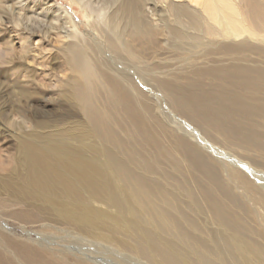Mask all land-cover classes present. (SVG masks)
<instances>
[{
	"label": "bare ground",
	"instance_id": "obj_1",
	"mask_svg": "<svg viewBox=\"0 0 264 264\" xmlns=\"http://www.w3.org/2000/svg\"><path fill=\"white\" fill-rule=\"evenodd\" d=\"M100 1L108 6L102 17L105 46L137 76L111 69L103 58L106 50L95 40L81 44L78 25L65 10V25L73 33L63 26L55 31L68 40L61 58L70 77L59 92L66 111L58 120L41 112L49 120L28 128V121L10 122L0 108L12 149L0 154V216L24 228L39 226L47 236H67L109 251L116 246L136 263L264 264V245L253 237L264 241V227L251 231L236 215V208L247 203L243 199L264 209V190L254 184L253 175L236 169L235 160L211 158L195 136L183 130L181 135L180 124L175 130L171 118L147 98L142 82L164 92L166 105L197 127L220 154L221 149L238 151L264 167V67L246 64L252 55L264 58V0H185L191 5L184 0ZM151 3L164 6V11H152L161 26L146 12ZM31 15L30 22L42 16ZM21 20L16 28L34 36ZM208 46L215 47L207 55L218 56L216 65L188 75H158V59L170 63L179 56L180 63L198 62L207 58L200 50ZM26 54L29 64L38 60ZM37 68L43 71L44 64ZM22 88L23 101L31 99L28 88ZM77 115L82 119L67 121ZM236 187L243 199L236 196ZM205 215L219 229H205L199 220ZM1 228L0 264H70L39 242Z\"/></svg>",
	"mask_w": 264,
	"mask_h": 264
},
{
	"label": "rangeland",
	"instance_id": "obj_2",
	"mask_svg": "<svg viewBox=\"0 0 264 264\" xmlns=\"http://www.w3.org/2000/svg\"><path fill=\"white\" fill-rule=\"evenodd\" d=\"M182 1L183 0H180L181 3L185 2L188 5L190 4L185 0L183 2ZM20 2H22L23 4ZM99 2H101V1L100 0H98V1L97 0H91V1L90 0H88V1L87 0H49V1H47V0H0V48L3 50V51H0V54L3 57L0 55V58L1 57L4 58V59L1 58L2 60L0 59V106H1L0 108L2 109V111L5 112V114L7 115L6 117L10 120V122L12 121V122L17 124V123H21L23 120H26V121H28V126H26V127L32 128L33 125H35L36 122H38V121H45L46 122L47 120H49V118L47 119V116L45 117L43 115H40L39 113L45 112L50 118H54V120H56V119L58 120L61 118V115H63L64 112L66 111V106H64V104H62L61 95L59 92L61 91L60 85H62L64 82H67L69 80V77H70V74L65 72V69H64L63 64H62V58H61L62 47L68 43V40L61 39L59 37V35L56 33L57 31H55V30H57L61 26H63V28H65L64 32H67V30H69L70 26H68V25H70V24H66L67 26L65 25V22L67 21V15H66L67 13L69 16H71L74 19L75 23L78 25L77 28L79 30V32H78L79 35L77 34L78 35L77 40H79L80 43L82 42L81 44H83L84 40H85V42H88L90 44L94 42L93 40H95L96 43L98 44V46H100L101 48H104V50H106L104 52L103 58L107 62L108 66L111 67V69L116 70L118 68H121L122 70L127 71V74H129L130 76H132L133 78H136L137 75H136L135 70H133L132 68H129L126 65L127 64L126 62L117 61L115 56L111 57L110 51L105 46V41L103 40V37H105L104 35H105V32H107V31L105 29V25L103 24L105 19L104 18L102 19V17L105 16V14L108 12V9H104L106 7L108 8V6L103 1L101 3H99ZM180 2H177V3H180ZM83 4H86L87 6H85ZM96 4H98V5L96 6ZM191 7L199 9L196 6H191ZM153 8H156L157 12H161V11H164L163 10L164 6L161 3L160 4L151 3L149 6L146 7V12L150 16V18L152 19L153 24L156 26H159V25L161 26L162 23L156 21L155 20L156 17H153V15H152ZM28 9H30V10H28ZM101 9H103V10H101ZM65 10L67 13L65 12ZM105 10H107V11H105ZM35 11H37V12H35ZM94 11H96V12L94 13ZM101 11L102 12L104 11V13L101 14ZM91 12H92V14H91ZM31 13L36 14L35 16H37V15L38 16L42 15V16H41V18H39V19L35 18V19H33V22H30L27 17L33 16V15H31ZM39 13H40V15H39ZM98 14L101 16V19L99 18L100 16ZM97 15L99 16L98 18H97ZM23 17H24V20L22 19ZM40 19H42L41 21L43 23L40 21ZM13 20H14V22H13ZM20 20L23 21L24 25L27 24L30 31L32 30L35 33L34 36L30 35L31 36L30 37L29 33H25V28L24 29L22 27L16 28V23L19 22ZM101 20H102V22H101ZM97 22L99 24H97ZM157 22H158V25H157ZM100 27H102V28H100ZM168 30H169L168 28L164 29V31H166L165 33H166L167 37L169 35ZM69 31H70L69 33H73V32H71V30H69ZM20 34L23 36V38H25V41L27 42L25 45H24L25 41H24V39H21L22 36L20 37ZM22 41H23V44H22ZM28 42L30 44H28ZM11 46H13V47L11 48ZM22 46H23V48L25 46H27L26 50H25V48L21 50ZM34 46H35L36 50H35ZM6 47H8V48H6ZM9 47H10V50L8 51ZM28 49H29V52H25V51H28ZM214 49H215V47L209 48V46H208V48H206V49H203V50L201 49L200 53L203 55H207L209 51L211 53ZM1 52H3V53H1ZM26 53H28V55H32V56L36 55L38 62L36 61L35 63L29 64L27 62L29 60H28V56ZM30 53H32V54H30ZM6 55L8 58H6ZM44 55H45V58L41 59V57ZM172 57H173V59H171V61L175 60L176 62L173 61L170 63L169 62L165 63V61L162 60V58H161V60L163 62L160 61V59H158L156 61V63L161 67V69L158 71L159 76L162 74L163 76L161 75V77H165V75H167V74H163V73H166L167 71H171L172 73L179 72V74L176 73L178 75H188L189 72H192L193 70L197 69L198 67H207V66L212 67V66L216 65V63H215L216 60H214V58L218 57V56L217 55H207L206 56L207 58H205L204 60L199 59L197 62L196 60L192 59V61H190L186 64L179 62L180 61L179 56H172ZM39 59H40V61H39ZM253 61H256V62H253ZM39 63L44 64V70H43L45 72L44 74L42 73L43 72L42 69L39 71V68H37V66L39 67ZM36 64H38V65L36 66ZM246 64L250 65V66H262L263 65L262 67H264V58L261 59L257 55H252L250 58V61L247 62ZM168 66H170V67H168ZM176 66H178V70H177ZM175 67H176V69H175ZM180 68L183 70L182 74H181L182 70ZM19 75H21V76H19ZM142 82L145 83V84H143L144 85L143 87L145 90L144 93L147 95V98L148 99L150 98L149 100L151 102L154 101L157 104V106H159L158 112L159 113L161 112L163 117L166 115L165 117L167 120L171 118V120L173 122H171V120H170V122L172 123V126L175 125L174 126L175 130L177 129V127L180 124L181 127H178L177 130L179 131L181 129V131H180L181 135L189 134L192 137L195 136L193 138H195L196 143L204 150V152L207 155H210L211 158L216 157V158L221 159V158L226 157L227 159L229 158L234 163L236 161V169L245 172V174L247 173L249 175H253L254 177L251 176V178H253V180L255 181L254 184L256 186H258V188L260 190H264V187L262 188V186H261V184L264 183V167H262V165H261V164H263L262 162H260V163L256 162L254 165L251 162L245 160L239 154L240 152H238V151H236V154H235L233 152L231 153V151H228L226 149H221L222 152L220 154L218 152V150L215 148V146L213 147L212 143H210L206 139V137L203 138L204 136L202 135V133L200 132V130L197 127L191 125L189 122L184 120L179 114L177 115V113L174 112V110L171 107H168L169 106L168 98L164 92L159 91L156 88L153 90L152 88H154V87L152 85L147 84L144 80ZM149 85L151 87H149ZM22 87H24V89L28 88V90L30 91V94L32 93L34 96L31 94V99H29L27 101H23L24 99L21 98V94H20L21 90L23 89ZM156 90H157V92H156ZM16 93L18 96L16 95ZM10 94H11V96H10ZM161 95L163 97H161ZM165 97H166V100H165ZM1 104H3L4 106ZM3 107H5L6 109ZM14 108H17V109H14ZM160 109H161V111H160ZM173 113H175L176 115ZM26 115H29V116H26ZM18 117H22V118H18ZM31 118H32V120H31ZM79 118L82 119L81 115L80 116L77 115L73 118H70L71 120L68 118L67 121L68 120H69L68 122H72L73 120L77 121ZM17 119L18 120L21 119V120L16 121ZM5 124L7 125L6 121L4 122V126H3V123H0V154H2V155H7L12 150L10 147V144L7 143L9 131H8V127ZM176 125H177V127H176ZM5 126L7 127L6 128L7 130L5 129ZM184 126H186V127H184ZM189 127H192V128H189ZM193 128L195 130H197V132L195 130H193ZM9 129H11V128H9ZM182 130H183V134H182ZM5 132H6V134H5ZM201 143H202V145H200ZM207 145L209 148L207 147ZM226 153H227V155H226ZM217 155H218V157H217ZM255 168H257L258 170ZM255 177L256 178L258 177L259 180L256 181L254 179ZM241 194H242V189L236 187V196L243 199V197H242L243 194L242 195ZM243 200H245V203L246 202L247 203L242 204L243 205L242 209L236 208V215L238 214V216H240L244 220L247 227L251 231H257L258 232L259 230H261L264 227V209H262L261 206L255 204L254 202L248 201L246 199H243ZM243 207H244V209H243ZM202 217H200L199 220L202 221L201 223L203 224V227L205 229L210 230V231L219 229L216 224H212L210 222V219H211L210 216L207 217V215H205ZM204 221H205V223H204ZM0 228L2 230L4 229L5 233L8 232L12 236H15L17 238L26 239V240L30 239V241L36 242V244H38V242H39V244L42 245L43 248L47 247L48 249L47 248L46 249L48 251L52 250L53 254H56V255L58 254L57 255L58 257L67 258L66 260L68 262L70 261L69 262L70 264H73V263L77 264V262H78L77 260L82 259V258L84 261L90 262L91 264H147L145 262H137L136 263L135 260L128 261L127 259H125V257H123L125 255V252L118 249L116 246H112V250L109 251L107 248L99 247V246H98V248H100V249H98L97 245L95 247L94 243L87 244L81 240H79V241L73 240L74 242L70 241L67 236L58 237L59 238L58 239V238H55L52 236H47L45 233L40 234V227L39 226H28V227L24 228L20 224H18V222L13 221L11 219H5L2 216H0ZM253 237L255 238L254 240H256L257 242L259 240V242L264 245V241L261 238L259 239L257 237V235H255ZM62 239L64 240V242ZM55 241H57V242L55 243ZM65 241H66V243H65ZM71 242H73V243H71ZM82 242H83V244H82ZM51 245L54 247H52ZM89 245L91 246V248H89L90 247ZM66 251H68L69 253L71 252L72 254H69ZM59 253H62V254H59ZM67 254L70 255V258H68L69 255H67ZM74 254H75V256H74ZM62 255H63V257H62ZM121 255H123V256H121ZM68 259H70V260H68Z\"/></svg>",
	"mask_w": 264,
	"mask_h": 264
}]
</instances>
